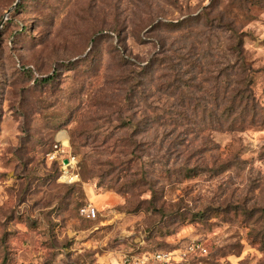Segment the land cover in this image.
Wrapping results in <instances>:
<instances>
[{"label":"rangeland","instance_id":"obj_1","mask_svg":"<svg viewBox=\"0 0 264 264\" xmlns=\"http://www.w3.org/2000/svg\"><path fill=\"white\" fill-rule=\"evenodd\" d=\"M245 83L264 0H0V264H264V124L210 117Z\"/></svg>","mask_w":264,"mask_h":264},{"label":"trees","instance_id":"obj_2","mask_svg":"<svg viewBox=\"0 0 264 264\" xmlns=\"http://www.w3.org/2000/svg\"><path fill=\"white\" fill-rule=\"evenodd\" d=\"M193 20L197 19L192 18V21ZM190 21L191 19L186 23L189 25L191 23ZM181 23L184 24L185 21H182ZM177 24H180V22L171 23L170 25L171 27H174ZM239 68H241L243 71L246 70L247 67L245 62H242ZM49 80H51L50 77L42 78V82L44 83L48 82ZM216 103V106H218L219 103L217 101ZM221 105L223 107L221 115H217L214 112L210 113L211 122H219L222 125H225V128L230 131L241 130L244 127L250 125L264 124V107L258 106L252 90H250L249 85L246 83L243 84L241 88L234 90V92L232 91L230 97L225 98ZM190 171V169H186V176L190 175ZM150 205L152 208L155 207L154 203H151ZM197 215H199L200 218H203L206 215V212L202 211L197 214L194 213L192 216L194 217ZM180 218L182 219L183 215L180 216Z\"/></svg>","mask_w":264,"mask_h":264},{"label":"built area","instance_id":"obj_3","mask_svg":"<svg viewBox=\"0 0 264 264\" xmlns=\"http://www.w3.org/2000/svg\"><path fill=\"white\" fill-rule=\"evenodd\" d=\"M64 143V139H60ZM65 145V143H64ZM52 157H55V154L52 155ZM68 159L67 163H64V160L62 159V175L60 177V181L65 183H72L78 180V175H75V167H76V161L75 158H66ZM97 208L93 205L87 206L83 209V213L88 218H96L97 217ZM171 253L166 251H157L156 253L152 254H144L142 257H134L132 259L126 258L123 262V264H147L151 260L154 262H157L158 264H169L171 261Z\"/></svg>","mask_w":264,"mask_h":264},{"label":"water","instance_id":"obj_4","mask_svg":"<svg viewBox=\"0 0 264 264\" xmlns=\"http://www.w3.org/2000/svg\"><path fill=\"white\" fill-rule=\"evenodd\" d=\"M15 5H17V3H16ZM15 5H14V6H15ZM11 11H12V8H10V9L8 10L7 13H10ZM5 18H6V17H5ZM5 18H4V19H5ZM67 162H68V159H64V163H67Z\"/></svg>","mask_w":264,"mask_h":264},{"label":"bare ground","instance_id":"obj_5","mask_svg":"<svg viewBox=\"0 0 264 264\" xmlns=\"http://www.w3.org/2000/svg\"><path fill=\"white\" fill-rule=\"evenodd\" d=\"M63 136V135H62ZM67 142V139H64Z\"/></svg>","mask_w":264,"mask_h":264}]
</instances>
